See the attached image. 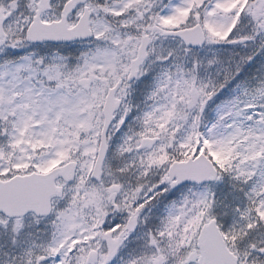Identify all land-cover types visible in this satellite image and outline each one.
Returning <instances> with one entry per match:
<instances>
[{"label":"snow or ice","instance_id":"snow-or-ice-1","mask_svg":"<svg viewBox=\"0 0 264 264\" xmlns=\"http://www.w3.org/2000/svg\"><path fill=\"white\" fill-rule=\"evenodd\" d=\"M0 264H264V0H0Z\"/></svg>","mask_w":264,"mask_h":264}]
</instances>
